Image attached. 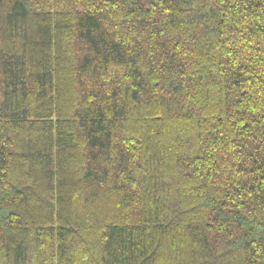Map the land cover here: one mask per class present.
Listing matches in <instances>:
<instances>
[{
	"label": "trees",
	"instance_id": "1",
	"mask_svg": "<svg viewBox=\"0 0 264 264\" xmlns=\"http://www.w3.org/2000/svg\"><path fill=\"white\" fill-rule=\"evenodd\" d=\"M0 264H264V0H0Z\"/></svg>",
	"mask_w": 264,
	"mask_h": 264
}]
</instances>
